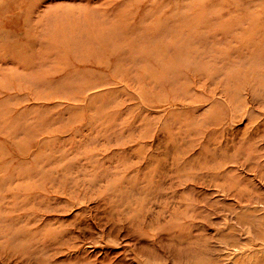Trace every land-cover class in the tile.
<instances>
[{
  "label": "rangeland",
  "instance_id": "rangeland-1",
  "mask_svg": "<svg viewBox=\"0 0 264 264\" xmlns=\"http://www.w3.org/2000/svg\"><path fill=\"white\" fill-rule=\"evenodd\" d=\"M0 264H264V0H0Z\"/></svg>",
  "mask_w": 264,
  "mask_h": 264
}]
</instances>
